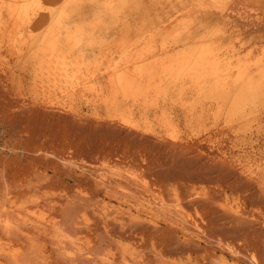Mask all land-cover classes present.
Here are the masks:
<instances>
[{"label": "rangeland", "instance_id": "1", "mask_svg": "<svg viewBox=\"0 0 264 264\" xmlns=\"http://www.w3.org/2000/svg\"><path fill=\"white\" fill-rule=\"evenodd\" d=\"M177 1L172 12L185 4ZM222 1L264 31V0ZM214 15L197 18L215 22ZM0 18L5 25L4 12ZM10 29L0 31V248L16 257L0 251V264H264V187L232 160L246 146L253 158L264 159V109L247 123L252 129L245 139L205 117L201 124L208 130L198 131L204 128L167 107L176 125L166 132L171 141L152 112L125 107L115 114L95 96L86 98L81 80L76 86L64 77H35L26 56L12 55ZM97 80L102 85L104 78ZM133 116L143 118L141 128ZM216 134L229 136L224 141Z\"/></svg>", "mask_w": 264, "mask_h": 264}, {"label": "bare ground", "instance_id": "2", "mask_svg": "<svg viewBox=\"0 0 264 264\" xmlns=\"http://www.w3.org/2000/svg\"><path fill=\"white\" fill-rule=\"evenodd\" d=\"M173 1L0 0V14L4 12L5 17L7 16V21L2 19L6 24L3 25L2 22L0 31L11 27V31L7 34H9V39L14 41L11 49L12 55L15 56V59L26 56L28 63L33 66L31 70L35 77L42 76L50 81L64 77L67 83L71 81L75 85L77 81L81 80L79 82L81 86L78 85V89L87 93V95L85 94L86 98L90 95L95 96V99H98L100 105L104 107L103 110L106 108L110 110L109 112L113 111L116 114L117 110L127 107L143 114L152 112L157 115L154 122L160 126L159 129L162 133L165 132L163 135H167L168 132L176 131V125H173L174 120L167 110L177 108L176 110L182 111L186 116L184 122L189 125L202 126L201 123L205 117L210 121V124L215 125L219 121L220 124L217 125H221L223 130L226 129L237 137L241 135L245 138L246 131L251 128L249 121L252 116L257 114L260 109H264V31L257 27L261 23L258 25L257 21V26L255 25L257 29L253 28L254 21L251 23L249 19L252 14L249 15L251 17H246L247 13L244 16L243 12H239L235 8L232 10L222 0H183L185 4L172 12ZM228 7L231 9L230 12H227ZM201 14L217 16L216 21L212 22L213 18L211 20L205 18L203 22L198 21L200 18L197 17ZM111 36L115 37L109 41ZM24 69L26 70V67ZM101 77L104 80L102 85H99L97 79ZM74 84L70 83V86L65 84V86L71 87ZM63 86L62 84L63 89L61 86H57V88L65 90ZM73 87H71L72 90ZM53 88L55 87H52V91ZM70 93L73 94V92ZM48 94H50L49 91ZM46 96L48 95L44 94L43 99ZM50 99L53 98L50 97ZM74 109L72 108V110ZM76 109L78 110L77 107ZM59 111L63 112L61 109ZM123 112L125 114L126 109ZM97 113L99 114V112ZM123 114H121L122 118ZM127 114L130 115V111H127ZM106 115L108 114L106 113ZM147 116L149 115L147 114ZM101 117L105 118L103 115ZM106 117L109 119V116ZM259 118L256 117V121H261ZM113 120L115 121V118ZM138 120L135 121L136 125L139 124ZM263 120L261 123H264ZM181 122H178L177 126ZM258 124L260 123H256V125ZM218 127L214 126L213 129L216 130ZM199 128L201 127H198V131L206 130V128ZM222 128L218 129V132ZM257 130L259 131V129ZM185 131L190 134L189 138H191L192 135L189 132L191 130L185 129ZM148 132L147 134L150 133ZM186 132L183 135H186ZM239 132L241 134H238ZM199 133L195 134V137L202 136L198 135ZM176 134L178 133L176 132ZM235 135L234 137H236ZM259 135H262L261 132ZM215 136L221 137L218 134ZM225 136L222 137L227 139ZM183 137L180 139L183 140ZM186 137L188 138L185 136V139H187ZM199 137L197 141L204 136L201 139ZM217 139L220 140L218 137ZM230 139H232L231 136ZM218 145L217 147H219ZM245 150L238 151L236 157L233 155V162L240 165L245 174L247 172L250 176L256 177L260 182L258 184L264 187V159L257 160L256 156L255 159L250 155L251 151ZM258 153L260 152L258 151ZM240 168L238 167V170ZM130 176L132 177V175ZM136 207L138 206L136 205ZM233 210H235L234 207ZM179 213L181 214V211ZM18 214L23 216L20 212ZM43 217L45 219V216ZM31 220L34 221L33 217ZM36 222L39 223L38 220ZM40 222L47 221L40 220ZM0 251L2 254L5 252L6 256L9 255L12 259L16 257V251H12L11 248H0Z\"/></svg>", "mask_w": 264, "mask_h": 264}]
</instances>
